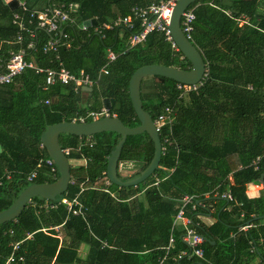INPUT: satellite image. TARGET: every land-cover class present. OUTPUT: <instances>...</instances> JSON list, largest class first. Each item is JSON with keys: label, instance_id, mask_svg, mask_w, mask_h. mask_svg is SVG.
I'll list each match as a JSON object with an SVG mask.
<instances>
[{"label": "trees", "instance_id": "trees-1", "mask_svg": "<svg viewBox=\"0 0 264 264\" xmlns=\"http://www.w3.org/2000/svg\"><path fill=\"white\" fill-rule=\"evenodd\" d=\"M52 2L76 3L78 8L71 13L74 22L61 26L66 38L55 37L60 38L57 51L43 53L44 44L54 37L29 17L33 10L29 4L25 3L27 11L20 7L11 11L0 1V66L10 53L22 49L26 61L52 68L60 62L70 72L83 71L97 82L87 106L80 103V88L55 84L44 89L43 75L29 69L1 88L0 211L28 185L57 178V170L52 175L45 164L49 158L40 143L47 125L77 121L86 112L100 111L101 100L111 98L114 104L109 114L127 127H135L139 123L128 97L133 72L147 64L190 67L160 32L150 33L143 43L122 53L128 37L141 30L138 22L132 29L105 31L103 39L94 27L80 29L86 20L96 17L102 23L151 2ZM191 7H195V21L190 41L201 53L206 69L202 85L183 92L169 79L141 81L143 109L153 121L165 107L173 110L172 123L159 134L165 147L160 169L135 187L107 184L106 158L120 136L97 134L90 137V145L87 137L61 135V149H69L67 159L85 160V164L70 167L71 184L52 203L77 195L84 216H73L64 205L39 209L46 201L33 198L18 218L0 225V264L12 253L10 264H264V219L252 221L264 217V193L257 198L246 195L247 186L257 183L261 175L264 182V0H198ZM14 13L22 15L33 37L23 32L22 41L16 43ZM240 18L248 23L239 26ZM108 49L118 56L108 65V74L97 79ZM153 154L154 145L145 133L128 136L120 162L139 164V172ZM34 170L36 177L28 182L26 178ZM156 178L158 184L153 185ZM223 194L232 200L221 198ZM184 196L196 203L195 210L186 207L191 228L214 242L199 245L201 258L191 254L183 239V226L173 225ZM212 209L215 223L206 226L201 219ZM249 221L251 228L239 231ZM170 237L174 242L166 250ZM17 243L13 251L12 245ZM81 247H86L84 258L79 255Z\"/></svg>", "mask_w": 264, "mask_h": 264}, {"label": "built area", "instance_id": "built-area-1", "mask_svg": "<svg viewBox=\"0 0 264 264\" xmlns=\"http://www.w3.org/2000/svg\"><path fill=\"white\" fill-rule=\"evenodd\" d=\"M177 0H160L157 3H151L147 6H134L131 8L130 13L125 16H118L116 19L109 21L108 23H99L94 27V32L103 39L105 31H111L115 28L121 29H132L139 23L140 31L138 33L132 34L128 37L126 41V48L122 52H126L128 49L135 47L138 44L143 43L146 40L147 35L153 32L163 33L165 39L171 43L172 49L178 51L177 47L174 45L170 31L168 29L169 20L171 16L172 9L176 4ZM18 7L22 9V11H27L24 3L19 4ZM77 6L69 4L65 5H52L45 8L41 12L31 11L29 13L30 18H34L36 20V26L40 29H43L49 34H53L54 38L48 40L43 48V53L47 52H56L57 48L60 44V38H56L57 34L60 35L61 38H66V35L63 34L61 30V26L65 23L74 22V18L71 16V13L77 11ZM195 7L187 8L181 15L180 26L181 30L186 36L188 40L191 38V33L193 31V23L195 21ZM28 24L31 23V20H27ZM238 25L242 26L247 24L246 18L237 19ZM12 23L17 25L18 27V36L16 38V43H20L22 41L23 32L27 33L30 37H33V31L27 27L22 15L18 13H14L12 17ZM81 30H86L87 26L83 24L80 27ZM28 47H32V43H29ZM67 47H69L67 45ZM118 54L114 53L112 50L108 49L105 55L106 63L101 69L98 71L97 79L103 75L108 74V65L115 61ZM183 59V57H180ZM32 70L37 75H43L44 77V89H47L55 84L60 85H72L75 90L78 88L90 87L92 88L97 82L96 79H91L89 75L85 74L83 71H79L77 74L70 72L68 69L63 67L61 63L58 64L57 67H41L36 65L33 61H26L25 54L23 50H19L15 53H10V57L0 66V90L3 86L11 84L14 79L19 76L21 73L26 70ZM205 77V76H204ZM203 77V78H204ZM203 80V79H202ZM202 85V81L196 85H183L177 84V88L182 90L183 92H188L191 90H196L199 86ZM109 111L106 109H101L98 112L89 111L85 115L77 118L76 122H86L87 120H97L104 116H108ZM115 116V115H114ZM173 120V110L171 108L165 107L162 113L154 120V124L157 132L160 134L161 129L167 125L171 124ZM86 142H90V137L86 138ZM165 143L168 142V138H165ZM90 145L92 143L90 142ZM65 155L68 154L69 149H62ZM165 150V147L162 146L161 153ZM259 158L256 159L258 161ZM45 164L50 167V173L53 175L56 174V168L53 165L52 160L46 159ZM57 175V174H56ZM36 176V171L31 172L26 180L31 182ZM9 178V175L7 176ZM158 179H155L153 185L158 184ZM107 184L109 182H106ZM221 198L226 199L227 201H231L232 198L229 194L221 195ZM196 203H193V198L190 196H184L182 198V203L180 205V209L177 212L173 225L181 224L185 228L184 241L190 246L192 249L191 254L197 258L202 257V250L199 248V245L203 242L201 236L197 235L194 229L191 228V220L188 216H186V207L188 205L191 206L192 210H195ZM57 205H64L67 212L71 213L73 216H84V208L83 205L78 200V196L76 195L73 199L69 200L67 198H63L58 201L57 204H53L51 201H46L43 205H40L39 209H48L55 208ZM251 228L249 223L244 224L239 227L240 231H247ZM55 230L58 227L54 228ZM41 231L46 232V229H42ZM174 239L173 237L169 238L168 245L165 247L166 250H169L173 245ZM17 244L12 245L13 251L17 248ZM182 254V253H181ZM184 254V253H183ZM180 257V256H178ZM14 261L13 253L7 258L5 264H10Z\"/></svg>", "mask_w": 264, "mask_h": 264}, {"label": "water", "instance_id": "water-1", "mask_svg": "<svg viewBox=\"0 0 264 264\" xmlns=\"http://www.w3.org/2000/svg\"><path fill=\"white\" fill-rule=\"evenodd\" d=\"M5 1H7L6 5L10 10H14L19 2V0H2V2ZM197 1L198 0H177L172 9L168 25L174 45L187 60L190 67L188 69H181L175 66L147 64L137 68L133 72L128 82V97L139 123L135 127H127L114 115H108L97 120L86 122L61 121L47 125L45 131L40 135V143L57 170V178L50 183H32L24 188L9 207L0 211V225L18 218L26 205L33 198H40L44 201L52 202L67 192L71 184V162L61 149L59 139L63 134L80 138L92 137L101 133H116L119 135L120 138L118 142L106 158L105 170L108 182L119 188L135 187L152 176L156 170L160 169L159 163L162 155V144L153 119L150 117L149 113L143 109L140 97L141 81L148 77H159L161 80L169 79L183 85H196L202 81L206 71L203 57L193 43L186 38L180 26L182 13ZM83 24L87 27H95L97 21L91 19L85 21ZM83 89L88 92L92 91L90 87H84ZM113 104L114 100L111 98L102 99V105L107 111L112 108ZM143 133L150 138L154 145L153 157L143 170L137 172V174L131 178L124 179L119 174L120 154L123 145L128 136H136ZM259 182L263 185L264 190L263 175L259 178ZM258 219H264V217H255L252 221ZM201 238L208 241L205 237L201 236Z\"/></svg>", "mask_w": 264, "mask_h": 264}, {"label": "crops", "instance_id": "crops-1", "mask_svg": "<svg viewBox=\"0 0 264 264\" xmlns=\"http://www.w3.org/2000/svg\"><path fill=\"white\" fill-rule=\"evenodd\" d=\"M1 1V3L2 4H5L6 5V3H7V1H5V2H2V0H0ZM115 1H117V2H119L120 0H109V2H111L112 4H114L115 3ZM121 1H124L123 3H126L127 4V2H129L130 0H121ZM140 1H145V2H151V3H153L154 1H156V0H140ZM51 2V0H19V2H18V5L19 4H22V3H28L29 4V6H30V8L31 9H33L32 11H34V12H41V11H43L45 8H47V7H49V6H52V5H55V3H50ZM25 4V6H27ZM50 4V5H49ZM70 4H72V5H76L77 7H78V4H76V3H70ZM212 4V3H211ZM210 4V5H211ZM60 5H64V4H60ZM60 5H58V6H60ZM69 5V4H68ZM7 6V5H6ZM18 7V6H17ZM16 7V8H17ZM15 8V9H16ZM14 9V10H15ZM11 11H13V10H11ZM114 11H117V10H114ZM119 13V12H118ZM118 16H121V15H116V16H114V17H112V18H108V21H105V22H102V23H108L109 21H111V20H113V19H116ZM93 19H95L96 21H97V25L99 24V22H98V20H97V18L95 17V18H93ZM89 20H91V19H89ZM86 21H88V20H86ZM2 22V20L0 19V23ZM85 22V21H84ZM83 24V23H82ZM84 25V24H83ZM88 28V27H87ZM20 50H22V49H20ZM56 58H58V57H56ZM60 63V62H59ZM58 63V64H59ZM81 89V101H80V103L83 105V106H87L86 105V103H88L89 102V99H90V94H91V92H88V91H86V90H84L83 88H80ZM101 109H105L104 107H103V105H102V100H101ZM87 113V112H86ZM85 113V114H86ZM84 114V115H85ZM41 147H42V145H41ZM2 152V147H1V145H0V153ZM81 162H83L82 164L81 163H79L80 165H84L85 164V160H81ZM37 173V172H36ZM36 177V176H35ZM263 193H264V190H263V185L261 184V182H257V183H251V184H249L248 186H247V189H246V195H247V197L248 198H257V197H259V196H261V195H263ZM213 211V212H212ZM215 216H214V209H212L211 210V212L209 213H206L205 214V216H203V218L201 219V222L202 223H204L206 226H210V225H212L213 223H215ZM245 224H247V223H245ZM250 224V223H249ZM244 225V224H243ZM185 230V228L183 227V231ZM240 231V230H239ZM242 232V231H241ZM245 232V231H244ZM203 241H205V240H203ZM208 242L211 244V245H214V242L212 241V240H209L208 239ZM202 244V243H201Z\"/></svg>", "mask_w": 264, "mask_h": 264}, {"label": "rangeland", "instance_id": "rangeland-1", "mask_svg": "<svg viewBox=\"0 0 264 264\" xmlns=\"http://www.w3.org/2000/svg\"><path fill=\"white\" fill-rule=\"evenodd\" d=\"M71 162V166L72 165H80L79 163H83L81 162V160H75V161H70ZM75 167V166H72ZM140 168L139 164L136 163H128V162H120L119 163V174L121 175V177H130L133 174H135ZM86 254V247H81L79 250V255L80 257L84 258Z\"/></svg>", "mask_w": 264, "mask_h": 264}]
</instances>
